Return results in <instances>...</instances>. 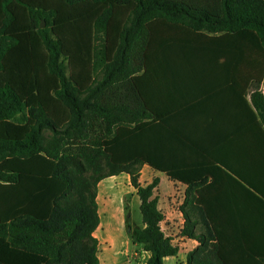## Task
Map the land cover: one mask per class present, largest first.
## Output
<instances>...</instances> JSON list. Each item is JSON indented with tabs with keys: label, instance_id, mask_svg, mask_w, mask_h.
Masks as SVG:
<instances>
[{
	"label": "trees",
	"instance_id": "1",
	"mask_svg": "<svg viewBox=\"0 0 264 264\" xmlns=\"http://www.w3.org/2000/svg\"><path fill=\"white\" fill-rule=\"evenodd\" d=\"M202 66L242 96L239 136L209 133L203 118L176 126L180 82L204 95ZM263 79L264 0H0V264H99L98 183L121 173L139 198L132 238L146 264L175 256L160 178L139 181L145 164L188 186L179 235L198 245L186 264H264L263 253L261 263L231 260L224 226L207 216L211 228L196 231L186 210L203 205L212 167L264 201L228 162L264 153Z\"/></svg>",
	"mask_w": 264,
	"mask_h": 264
},
{
	"label": "crops",
	"instance_id": "2",
	"mask_svg": "<svg viewBox=\"0 0 264 264\" xmlns=\"http://www.w3.org/2000/svg\"><path fill=\"white\" fill-rule=\"evenodd\" d=\"M198 69H208L205 70L208 73L204 75L199 74L204 77L198 82V85H202L205 89L204 95H201L200 91H198L197 94L191 93L189 91L191 87L188 86L186 82H180L182 85L177 91L178 101L182 100V102H185L184 107L186 109H180V112H178L179 114L176 115L178 119L176 121L178 123L176 126L181 127L183 124L186 126L190 125L189 120H193V126H195L198 122L195 119L203 118L206 120L203 121L205 124L204 129H207L209 133L212 131L217 135L231 133L233 136H239L242 128L240 120H242L243 113H247L248 116V110L244 105L243 98L239 94V91H237L236 87L231 84L229 80L216 79V74L211 73L213 70H210L214 69V67L202 66V68L199 67ZM185 76V74L180 75V77ZM254 87L255 86L250 85L246 89L244 99L248 103H250V94L254 90ZM263 87L264 79L259 87V90L264 95ZM192 95H194L193 98L196 102L193 107L188 109L190 104L189 98ZM196 95L198 97L202 96V98H198ZM209 120L215 121L209 123ZM225 140L226 138L223 139V147L221 150H225L229 145L227 144L228 140ZM233 145L234 148L238 150L240 141H233ZM236 146L239 147L236 148ZM246 155L248 158L243 162L235 160L234 158L228 162L237 170H240L251 182L264 189V153L251 151L247 154H243L240 152L236 157L242 159V157ZM146 166L149 167L146 164L143 165V167ZM220 168L212 167L215 175L214 177L209 175L206 179V185H204L201 194L203 205L197 206L195 203L196 206L191 210V207L187 204L186 210L197 217V222L199 221L195 226L196 231L203 232L211 228L209 224L207 225V216H211L212 220L216 222V226H219L217 222L224 226L223 230L217 229L222 235L223 246L237 250L229 256L230 258L232 257L231 260L237 262L261 263L262 258L258 257L256 254H264V201L252 196L245 189L247 185L244 182L228 177ZM152 171L160 178L159 185L165 182L171 186L172 191L176 194V196L172 197L178 200L179 203L178 214L182 215L180 206L186 196L187 184L171 180L160 171L153 169ZM99 183L98 192L100 190ZM98 192L96 201L98 204L100 222L93 235L98 240L97 257L99 264H140L141 262L138 260V257L139 259H146V257H149V253L142 250L141 245L133 243L131 232L130 239L132 241V249L130 253L118 245L119 235L111 233V228H109L108 223L106 226L107 229L103 226V218L105 215L101 214L99 208ZM189 196L198 197L195 190L190 191ZM165 222L164 218L161 222V228L164 232L165 229L163 226L166 225ZM179 224L181 228L183 221L179 222ZM173 242L178 245L179 251L175 256L166 257L164 261L174 260L176 263L186 264L187 254L198 245V241L193 238L179 235L173 238ZM138 252L140 253L139 256H137ZM142 264H146V261Z\"/></svg>",
	"mask_w": 264,
	"mask_h": 264
},
{
	"label": "rangeland",
	"instance_id": "3",
	"mask_svg": "<svg viewBox=\"0 0 264 264\" xmlns=\"http://www.w3.org/2000/svg\"><path fill=\"white\" fill-rule=\"evenodd\" d=\"M154 176L156 175L150 167H142L139 181L142 184H146ZM99 184V208L101 214L105 215L103 218V226L107 229L106 226L108 223L111 228V233L119 235L118 245L130 253L132 249L130 232L132 233L133 229L142 226L139 198L136 195V191L131 186L129 176L126 173L104 178ZM155 193L159 195L160 209L165 214L166 225L163 228L167 234L175 238V236H179V222L183 221L182 215L178 214V200L172 197L176 196V194L172 191L171 186L165 182L157 187ZM139 255L140 253L138 252L137 256ZM147 258L139 259L138 257V260L142 264ZM163 264L181 263H176L174 260H166Z\"/></svg>",
	"mask_w": 264,
	"mask_h": 264
},
{
	"label": "water",
	"instance_id": "4",
	"mask_svg": "<svg viewBox=\"0 0 264 264\" xmlns=\"http://www.w3.org/2000/svg\"><path fill=\"white\" fill-rule=\"evenodd\" d=\"M42 26H44V21H43V20H42V22H41V27H42ZM129 230H130V229H129Z\"/></svg>",
	"mask_w": 264,
	"mask_h": 264
},
{
	"label": "bare ground",
	"instance_id": "5",
	"mask_svg": "<svg viewBox=\"0 0 264 264\" xmlns=\"http://www.w3.org/2000/svg\"><path fill=\"white\" fill-rule=\"evenodd\" d=\"M109 226V228H110V225H108Z\"/></svg>",
	"mask_w": 264,
	"mask_h": 264
}]
</instances>
